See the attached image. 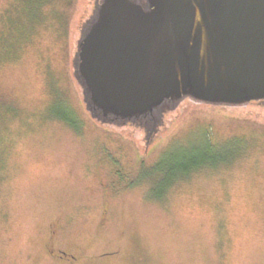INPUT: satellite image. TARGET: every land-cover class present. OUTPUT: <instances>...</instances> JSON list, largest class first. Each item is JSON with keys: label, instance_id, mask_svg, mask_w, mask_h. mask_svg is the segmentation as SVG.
I'll list each match as a JSON object with an SVG mask.
<instances>
[{"label": "rangeland", "instance_id": "rangeland-1", "mask_svg": "<svg viewBox=\"0 0 264 264\" xmlns=\"http://www.w3.org/2000/svg\"><path fill=\"white\" fill-rule=\"evenodd\" d=\"M93 4L0 0V264H264V99L184 98L148 139L96 120L73 74ZM205 136L239 153L156 200L141 170Z\"/></svg>", "mask_w": 264, "mask_h": 264}, {"label": "water", "instance_id": "water-1", "mask_svg": "<svg viewBox=\"0 0 264 264\" xmlns=\"http://www.w3.org/2000/svg\"><path fill=\"white\" fill-rule=\"evenodd\" d=\"M73 74L102 123L146 139L184 98L240 106L264 99V0H94Z\"/></svg>", "mask_w": 264, "mask_h": 264}, {"label": "trees", "instance_id": "trees-1", "mask_svg": "<svg viewBox=\"0 0 264 264\" xmlns=\"http://www.w3.org/2000/svg\"><path fill=\"white\" fill-rule=\"evenodd\" d=\"M62 106L58 119L71 127H77L75 115L69 108ZM183 145V144H181ZM182 147V146H181ZM238 147L225 148L211 144L205 136L203 141L191 142L180 149H168L154 164L142 169L138 179L148 181L154 190L153 197L162 200L173 183L184 180L202 169H217L228 164L239 152Z\"/></svg>", "mask_w": 264, "mask_h": 264}]
</instances>
